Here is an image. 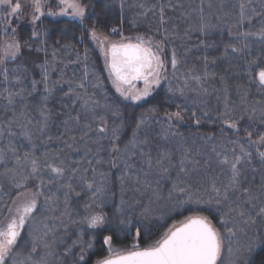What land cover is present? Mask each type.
I'll return each instance as SVG.
<instances>
[{
	"label": "snow or ice",
	"instance_id": "6c2138e0",
	"mask_svg": "<svg viewBox=\"0 0 264 264\" xmlns=\"http://www.w3.org/2000/svg\"><path fill=\"white\" fill-rule=\"evenodd\" d=\"M251 5V0H247V4L241 2L239 5V16L237 24L243 26L247 21L251 23L252 16L247 14L246 9ZM56 6L59 11H52L50 6L45 4V0H0V12L4 15L0 17V23L4 25L2 31L5 36L11 33L10 40H4L0 43V98L7 101V105H13L16 97L26 100L27 96H32L37 92L38 86L43 84L44 95L40 97L39 114L42 120L39 121V132L43 136L48 127V118L50 110L48 109L47 101L53 94L55 85L60 81L53 82L49 86L50 69L55 71L54 62L56 60V50L53 49V62L45 61L38 65L41 69V79L31 80V91L27 92L24 87L23 73L27 71L23 64H18L16 67H8L9 62H15L21 55L22 47L30 48L27 41L22 45L17 37V29L11 27L12 22L18 21L20 16L24 14V9H30L31 24V39L40 40L41 44H46V39H41L47 36V31H38L36 25L41 21V17L50 16H68L73 20L79 21L81 30L89 36L91 41L96 45L100 57L103 60V71L107 74V81L114 89L116 97L108 102V95L103 92V82L99 76L93 71L95 82L92 83L93 88H99L103 92L105 103L101 106L99 101L92 99L88 94V50L85 49L83 56L84 70L83 76L76 88L81 89L82 93H77L69 81V93H75L77 99L83 100V108L92 115V121L97 122L98 126L95 131L101 134V138H108L111 141V153H120L121 148L117 141L120 140V133L123 127V112L121 104L127 102L128 106H142L143 103H149L150 98H153L154 93L161 87L162 82H168L166 88L165 100L169 104L175 103L173 97L177 93L181 97H185L186 91H195L198 95H207L208 89L204 87L211 73L207 71L208 55L206 50L213 47L212 43L200 41V46L205 49L204 72L202 75H193L191 72L186 74L183 81V86L173 87L169 81L168 67L170 65L173 78H176V73L179 70L181 59L178 57L177 50L172 48L166 56L164 47L168 41L167 29H164V35L160 40L155 38L156 33L160 29L157 28L152 35L147 33H138L136 35H125L122 31L113 27L110 29V34L118 35L119 39H110L109 35H105L97 28V21L89 15V4L85 0H56ZM49 10L46 12L45 8ZM123 0H121L120 8L123 10ZM143 7V5H141ZM264 8V3L261 5ZM251 11L256 15L255 8ZM201 15L196 26V31L203 36L211 34L216 25L210 24L203 15V9L200 10ZM88 21L92 24L90 28L85 26ZM165 23L164 10H160V25ZM189 31L186 30L185 35ZM231 35V29H229ZM238 36L243 38L244 43L238 47L236 44H228L224 48L223 56L227 57L229 49L232 53L243 54L244 50L249 47L246 43L248 37L255 36L261 41H264V26L258 31H244L238 33ZM57 43H59L57 41ZM65 48L70 47L64 45ZM37 51H46L45 48H37ZM76 63L81 62L79 53H77ZM216 58H213L211 63H215ZM244 75L248 76L249 83L254 85L258 91L264 92V60L256 58L246 61ZM61 76L63 72L61 71ZM223 80V78H221ZM189 80L196 84V88H191ZM19 86V90H14ZM244 98L242 97V100ZM228 89H224V111L217 119L226 126L227 129L239 133L240 126L237 118L233 115L234 109L229 106ZM195 103V101L193 102ZM177 110L174 112L165 111L160 120L156 123L161 124V134L164 139L169 135H179L178 132H171L174 124L183 123L185 120L184 113L188 112L195 125L199 126L202 118L207 117L211 121V117L207 111L201 110V115L197 116V112L193 111L187 104H175ZM23 107L26 109L27 104ZM102 107L105 111L104 115H97L95 109ZM14 111V109H13ZM159 111L157 106H152L146 109L141 114L132 131V139L125 145V151L136 149L138 145L147 144V138L138 140V132L146 126L148 119H154L155 114ZM247 111V109H245ZM253 113L256 108L251 109ZM152 114V115H149ZM121 120L119 125H114L109 130L108 117ZM20 116L28 119L26 112L21 111ZM79 123L80 115L70 117ZM243 115L239 119H243ZM248 119L251 121L253 117L250 115ZM163 121V123H162ZM31 123V120H28ZM260 123L264 124V110L260 112ZM68 124V120L64 121ZM166 125V126H165ZM87 128H92V123L86 125ZM251 127V125L249 126ZM221 128V132H224ZM109 131L111 132L109 136ZM246 131V140L248 148L245 147L242 139L230 140L228 143L235 145L231 149L223 147V151H218L216 146H213L211 151L216 154L217 162L222 166V171L227 170L226 182L218 183V177H211L207 181V186L201 184L199 187L194 186L187 179L182 178L179 173L172 182V188L169 190L168 199L173 201L172 208L169 212H182L185 206L194 205L195 207L187 209L189 214L184 215L182 219L173 221L165 226H158L157 238L151 239V229H147L145 234L149 237V242L142 244L140 242L142 226H135L132 222L131 211L135 209L134 204H129L121 195L120 204L116 208V214L110 217L104 211L105 200V185L103 182L97 184L95 180L88 178V169H84L83 174L77 175L80 172V161H69L63 157L62 152H47L42 156H37L35 151H27L23 157L15 156V165L17 169L13 176V183L16 189L15 195L10 196V203L5 202L0 208V264H54L52 260L56 256L55 253V225L49 227L46 222L43 223V228L37 226L38 212H55L59 206L60 196L63 195L64 210L61 213L62 217H67L71 223L79 226L77 239L72 242L71 247H66L63 253L65 259L71 256L70 264H89V255L97 247V238L100 237V247L103 249V255L96 259L93 264H255L249 255L254 248L264 246V229L259 231L254 229L257 224V219L264 221V199L255 195L251 188L244 187L242 182V165L244 163L251 164L253 152L250 148L255 149V155L259 158V162L264 167V133H256V139H253L254 133ZM11 134V133H10ZM2 135V133H0ZM28 143L33 148L36 145L33 143L32 134L25 132ZM52 136H48L51 141ZM74 139V138H73ZM208 140L213 139L212 136L207 137ZM68 147H71L67 141H64ZM237 147L239 151L237 152ZM11 151L15 154L16 149ZM230 153V155H229ZM141 155L146 156L145 163L151 169L153 167L152 158L149 153L141 149ZM165 160H171L169 152H162L156 160V164L160 166L162 175L169 174V168L163 167ZM97 160V163H100ZM5 163L4 150L0 149V164ZM91 164V161H88ZM112 167H116L115 159L110 160ZM198 163V162H197ZM126 167H131L126 164ZM28 169L27 175H24V170ZM12 172V169H8ZM92 173H96V169H91ZM179 172L188 175V170L185 167V160L182 158L179 165ZM47 174V181L45 180ZM147 175V173H145ZM100 176H105V173H99ZM19 176V179H16ZM29 180L38 181L33 188L28 187ZM78 180L82 189H86L91 193L88 201L83 205V214L76 212L78 219L73 218V209L69 206V199L72 193H76L73 181ZM121 192L123 193L124 175H121ZM137 183H140L137 177ZM56 184L57 192L46 194L45 189L51 192L49 185ZM159 184V180L157 181ZM146 186H150L145 181ZM261 194H264V176L262 182L258 185ZM136 191H140L139 188ZM173 193L179 195L173 198ZM154 196L158 197V193L154 192ZM180 197H183L181 199ZM233 197H235L233 199ZM41 198L43 203L41 204ZM0 200L3 197L0 196ZM151 199L149 204L143 205L139 215L142 220L150 219L154 213L151 207ZM259 203V206H258ZM215 206L218 213L215 217L211 214H206L205 208ZM129 211L126 212L125 209ZM60 220L64 224L61 217H52ZM159 220H163L164 216H160ZM135 227V235L130 245L117 247L114 244V236L118 233L127 235L131 229ZM27 229V238L22 237V233ZM159 229H162L159 230ZM252 235L249 236V231ZM85 236L88 239H85ZM246 238V239H242ZM79 248V252H73V248ZM25 249L27 252L25 253ZM55 264H64L59 257L56 258ZM258 264H264L262 258Z\"/></svg>",
	"mask_w": 264,
	"mask_h": 264
},
{
	"label": "trees",
	"instance_id": "16d2710c",
	"mask_svg": "<svg viewBox=\"0 0 264 264\" xmlns=\"http://www.w3.org/2000/svg\"><path fill=\"white\" fill-rule=\"evenodd\" d=\"M85 2L89 4V15L97 21V28L103 34L119 38L118 35L110 34V29L115 27L125 35L134 36L138 33L152 35L159 28L160 31L156 33L155 38L160 40L164 35V29H167L169 38L165 43V54L167 56L170 50L175 48L178 57L181 59L176 78L171 75L170 65L168 67L169 81L173 87L183 86V81L189 72L193 75L203 74L205 49L200 46V41L212 43L213 47L206 50L209 59L207 71L212 75L203 85L208 89V94L198 95L195 91H186L185 97H181L177 93L173 97L175 103L169 104L165 100L168 82H162L161 87L154 93L153 98H150L149 103L128 107H125L127 102L122 103L123 127L120 140L117 141L121 152L111 153V141L108 138H101V134L95 131L98 121H92L91 113L83 108V100L77 99L75 93L65 95L68 93L69 81L72 82L71 86L76 89L77 93H82L81 89L76 88V84L80 82L83 76V56L85 49H87L90 77L87 82L88 94L95 93L92 99L99 101L101 106L105 103L103 92L107 93L109 103L116 97L114 89L107 81V74L103 71V60L96 45L87 33L81 30L79 21L65 16L41 18L42 22H38L36 28L38 31H47V36L41 38L46 39L47 43L41 44L39 39H31L33 25L29 18L20 16L18 21L12 22L11 27L17 29L16 35L22 45L27 41L30 48L22 47L20 57L14 63L9 62L8 67H16L18 64H23L26 67L27 71L23 73V76L25 95L27 96V92L31 91V80L41 79V69L38 65L43 64L46 60L53 62L52 52L55 49V71L50 69L49 86H52L55 81H60V83L55 85L54 92L47 101L50 115L48 127L43 136L38 130L40 126L38 122L42 120L38 109L40 97L44 95L43 84L38 86L37 92L32 96H27L26 100L16 97L14 104L10 106L7 105L5 99L0 98V133H2L0 135V149H3L4 152L7 150L9 154V157H5V163L0 164V196L3 197V200H0V208L5 202L10 203L9 197L14 196L16 192L13 183L15 170L17 171L14 167L15 161H13L16 155L9 153L12 148L16 149L19 156H23L27 151H35L37 156H42L45 151L50 153L62 152L63 157L69 161L81 162L78 176L83 174L84 169H88L87 175L90 181L94 179L97 184L104 183V211L110 217L116 214V208L120 204L122 194L124 200L129 204H134L137 200L140 201L130 214L133 224L143 227L140 242L144 244L149 242V237L145 234L147 229H151V239H156L159 225L167 226L173 221H178L184 215L189 214L187 209L195 207L194 205H187L182 212H169L173 204V201L168 199L169 190L172 188V182L178 173L196 187L201 184L207 186V181L211 177H218V183L226 182L227 170L222 171V166L217 162L216 154L211 151L212 147L216 146L218 151H223V147L231 149L235 145L228 143L230 140L242 139L245 147L248 148L245 129L254 133L253 139H256V133H264V124L260 123V112L264 110V92L258 91L254 85L249 83L248 76L244 75L246 61L256 58L264 60V41L255 36L248 37L246 43L249 47L244 50L243 54L232 53L229 49L228 56H223L226 45L236 44L239 47L245 42L243 38L238 36V33L255 32L264 26V8L261 7L264 0H251V5L246 11L248 15L252 16V20L250 24L246 21L243 26L237 24L239 5L241 2L247 4V0H123L122 11L120 8L121 0H85ZM161 7L164 10L165 19L162 26L160 25ZM201 8L205 19L210 24L216 25V28L208 36H203L195 30L201 15ZM252 8H255L259 15L253 13ZM3 15L4 13L0 12V17ZM85 26L90 28L92 24L86 21ZM3 27L4 25L0 23V43L11 38V33L8 36L3 34ZM229 29H231V35ZM186 30L189 31L188 35H185ZM64 45L70 47L65 48ZM41 47L45 48L46 51L36 50ZM77 53L81 58L80 63L75 62ZM213 58H216L215 63H211ZM61 71L63 76H61ZM93 71L103 82V92L101 89L91 86L95 82V77L92 75ZM189 85L191 88L197 87L191 80H189ZM225 88L228 89L229 106L234 109L233 115L237 118L240 126L239 133L227 129L217 119L224 111ZM14 90H19V86ZM0 91H2V87H0ZM194 101L195 103H193ZM25 103L27 104L26 109L23 107ZM175 104H187L193 111L197 112V116L201 115V110L207 111L211 121L204 117L201 124L197 126L194 124L190 113L186 112L184 113V122L174 124L171 129V132H178L179 135H169L167 139H164L161 134V124L155 121L160 120L165 111H176ZM154 105L158 107L159 111L155 114L154 119L147 120L146 126L140 129L137 136V139L141 141L147 138L148 143L138 145L134 150L125 151V145L132 139V131L139 117L147 108ZM253 107L256 108L255 113L251 111ZM21 111L26 112L28 119L20 116ZM95 111L97 115L105 114L102 107H97ZM77 114L80 115L79 123L70 118ZM241 115H243V119H239ZM250 115L253 117L251 121L248 119ZM29 119L31 123L28 122ZM65 120H68L67 125L64 124ZM89 123H92L91 129L86 127ZM120 123V119L109 115V130ZM250 125L251 127H249ZM221 128L225 129L224 132H221ZM25 132L32 134L35 148L28 143L24 135ZM110 134L109 131V136ZM48 136H52L53 139L49 141ZM208 136H212L213 139L208 140ZM64 141H67L71 147H68ZM141 149L150 154L153 163L151 169L147 167L145 163L147 157L141 155ZM249 150L253 152V156L251 164L244 163L242 165L243 186L251 188L255 195L264 199V194H261L258 188L262 182V176H264V167L261 166L259 158L255 155V149L250 148ZM162 152L171 154V160H165L163 164V167L170 170L167 176L161 174L160 166L156 164V160ZM182 158L185 160V167L188 170L187 176L179 172ZM113 159L116 161V167H112L109 163ZM97 160L101 162L97 163ZM88 161L92 163L89 164ZM126 164L131 167H126ZM92 168L96 169L95 174L92 173ZM8 169L13 171L9 172ZM27 172L28 169H25L24 175H27ZM101 172L105 173V176H100L99 173ZM121 175H124L123 193L121 192ZM137 177H139L140 183H137ZM47 178H45L46 181ZM16 179L18 178L16 177ZM158 180L159 184H157ZM145 181L150 186H146ZM36 183L38 181L29 180L28 187L33 188ZM73 184L76 192H79L80 195L77 196L75 192L72 193L69 206L73 209V218L78 219L76 212L83 214V205L88 201L91 193L82 189L78 180H74ZM48 187L51 192H48L46 188V194L57 192L58 185L53 184ZM137 188L140 191H136ZM154 192L158 193L159 198L153 195ZM61 193H57L60 200L55 212L41 211L36 214L37 226L42 229V222H46L49 227L55 225L56 256L52 260L55 264L56 258L59 257L60 260L64 261V264H70L71 256L65 259L63 253L65 248L71 247L72 242L77 239L79 226L71 223L67 217L61 216L64 210ZM172 195L175 198L179 194L173 193ZM180 198L183 199V197ZM150 199L154 215L148 220H142L139 212L143 205L149 204ZM42 203L43 198H41ZM125 211L128 212L129 210L126 208ZM205 212L213 217L218 215L215 206L205 208ZM160 216H164V219L159 220ZM52 217H61L64 224ZM254 229L257 231L264 229V221L258 218ZM159 230L162 231V229ZM252 234L250 230L249 236ZM134 235L135 227L127 235L116 234L114 236L115 246L130 245ZM22 237L27 238V229L22 233ZM85 239L88 237L85 236ZM100 239V237L97 238V247L89 255V264H93L96 259L104 254L100 247ZM242 239L246 238L242 237ZM26 252L27 249H25ZM73 252L78 253L79 248H73ZM249 255L255 264H258L264 258V246L254 248Z\"/></svg>",
	"mask_w": 264,
	"mask_h": 264
},
{
	"label": "rangeland",
	"instance_id": "374dc122",
	"mask_svg": "<svg viewBox=\"0 0 264 264\" xmlns=\"http://www.w3.org/2000/svg\"><path fill=\"white\" fill-rule=\"evenodd\" d=\"M26 2H27V0H25V3ZM45 4L48 5V6H50V8H51L52 11H59V9L56 6V0H45ZM48 10H49V8L46 7L45 8V11L47 12ZM29 13H30V9L29 8H25L24 9V14L22 16H27L29 18V20H30V23H31V17L29 15ZM56 17H63V16H56ZM65 17H68V16H65ZM69 18H71V17H69ZM105 35H107V34H105ZM109 38L110 39H119L118 37H115V36H112V35H109ZM261 151H264V148H261ZM7 152H8L7 150L4 152L5 157H9V154ZM9 153L14 154L12 151H9ZM14 155H19V154H17V152H15ZM21 157H23V156H21ZM13 161H15V159ZM15 172H16V170H15ZM16 177L19 179V176H16ZM44 178H47V174H45V177Z\"/></svg>",
	"mask_w": 264,
	"mask_h": 264
}]
</instances>
